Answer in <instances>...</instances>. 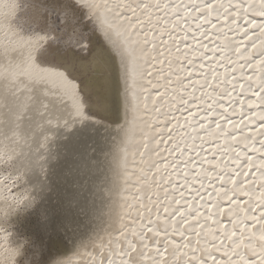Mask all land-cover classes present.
<instances>
[{
    "label": "snow or ice",
    "instance_id": "6c2138e0",
    "mask_svg": "<svg viewBox=\"0 0 264 264\" xmlns=\"http://www.w3.org/2000/svg\"><path fill=\"white\" fill-rule=\"evenodd\" d=\"M100 127L151 186L68 256L56 208L14 239L56 142ZM0 264H264V0H0Z\"/></svg>",
    "mask_w": 264,
    "mask_h": 264
},
{
    "label": "bare ground",
    "instance_id": "6f19581e",
    "mask_svg": "<svg viewBox=\"0 0 264 264\" xmlns=\"http://www.w3.org/2000/svg\"><path fill=\"white\" fill-rule=\"evenodd\" d=\"M37 62L42 66H60L61 70L71 72L63 65L48 63L42 55H38ZM75 75L72 72L70 78ZM88 82L93 83L101 94L104 93L106 84L103 79L89 77L85 83ZM97 118L104 119L99 114ZM98 133L104 135L103 143L99 135L92 136L87 129L80 128L56 142L53 158L47 166L46 181L42 176L31 178L34 184L45 182L39 209L28 219L13 217L10 231L14 239L23 241L33 236L38 232L35 219L39 211L56 208L58 212L51 233L53 239L48 240L47 255L68 256L80 240H87L94 230L106 228L110 219L119 214L122 203H132L133 197L143 196L146 185L151 186L152 174L141 167L139 157L129 155L124 167L120 166V155L116 151L119 138L113 140L115 132L104 133L100 127ZM105 152L109 155L105 156ZM77 195L79 204L70 207L69 201ZM39 237L48 239L43 233H39Z\"/></svg>",
    "mask_w": 264,
    "mask_h": 264
}]
</instances>
